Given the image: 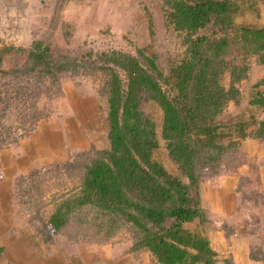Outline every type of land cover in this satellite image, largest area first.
Listing matches in <instances>:
<instances>
[{
    "label": "trees",
    "instance_id": "trees-1",
    "mask_svg": "<svg viewBox=\"0 0 264 264\" xmlns=\"http://www.w3.org/2000/svg\"><path fill=\"white\" fill-rule=\"evenodd\" d=\"M161 2L166 25L177 32L184 47L183 57L168 75L159 68L156 56L143 50L136 55L111 50L55 58L43 41H34L24 63L10 73L19 83L17 99L30 113L34 107L37 111L41 98L60 92L65 73H100L104 78L99 94L107 101L110 148L92 151L75 190L55 203L48 220L51 239L72 221L95 229L96 242L102 243L126 228L134 235L132 250L149 252L156 264H221L207 236L212 223L202 209L199 186L205 173L233 171L243 163V140L264 139V121L256 115L250 116V122L241 112L229 122L221 120L230 104L235 111L241 109L240 86L249 78L251 58L264 65V25L254 2H247L256 17L254 24L246 23L236 0ZM11 50L0 49V72L5 71L3 58ZM143 101L158 107L160 128L141 110ZM249 104L263 110L264 91H257ZM31 118L33 125L42 119L38 112ZM33 130L27 128L18 140L0 141V149ZM159 147L166 148L182 176L153 161ZM26 190H19V198ZM195 220L199 221L196 230L184 228Z\"/></svg>",
    "mask_w": 264,
    "mask_h": 264
},
{
    "label": "rangeland",
    "instance_id": "rangeland-1",
    "mask_svg": "<svg viewBox=\"0 0 264 264\" xmlns=\"http://www.w3.org/2000/svg\"><path fill=\"white\" fill-rule=\"evenodd\" d=\"M236 1L243 7L241 13L247 24L256 21L254 14L249 12L247 2H254L260 12L264 11L259 0ZM164 16L161 0H0V49L12 48L3 58L2 68L5 71L0 72V141L18 140L22 132L32 127L35 131L39 123L68 124L70 129L74 128L71 130L77 131L74 135L71 132L72 137L85 141V146L78 149L71 147L72 140L67 142L64 147L68 160L26 180L22 187L29 191L26 190L20 198L19 193L16 195L19 213L35 231V239L29 245H32L31 249L35 248L33 260L38 257L39 264L44 260L45 246L52 245L57 251L64 250L66 246L68 250L69 247H77L74 244L80 243L79 240H87L89 242L86 243L106 249L124 244L130 246V253L143 258L144 264L156 263L149 252L132 250L134 235L126 228H121L115 239L102 243L96 242L95 229L72 221L54 239L50 238L53 229L48 220L55 210V203L75 190L77 178L82 174L83 165L90 162L92 151L110 148L107 101L99 94L103 75L88 72L63 74L60 92L51 91L50 96L40 99L37 111L34 107L30 113L17 99L19 83L11 70L24 63L27 50L34 41H43L50 46L55 58H81L91 51L97 54L111 50L136 55L138 50H143L148 56H156L159 68L168 75L170 67L183 57L184 47L177 32L166 25ZM207 31L211 33L210 28ZM19 48L26 52L17 53ZM88 110L94 119L83 116ZM141 110L159 125L162 116L154 103L143 101ZM240 110H234L233 114H239ZM25 112L26 123L22 121ZM35 112L42 119L33 125L31 116ZM228 116H222L221 120L229 122L231 117ZM24 127L26 129L23 130ZM152 159L170 174L182 176L180 166L169 156L166 148L155 149ZM71 163L70 168L65 167ZM195 227L189 224L184 228L196 230ZM3 256L5 253L0 257V264H13L7 258L3 260Z\"/></svg>",
    "mask_w": 264,
    "mask_h": 264
},
{
    "label": "crops",
    "instance_id": "crops-1",
    "mask_svg": "<svg viewBox=\"0 0 264 264\" xmlns=\"http://www.w3.org/2000/svg\"><path fill=\"white\" fill-rule=\"evenodd\" d=\"M260 4L264 8V3ZM260 15L263 26L264 11ZM250 66L249 78L240 86L241 114L247 122L251 115H256L261 122L264 121V109L256 111L249 102L257 91H264V84L256 87L264 81V65L258 63L257 57H252ZM233 113L234 104H230L229 111L223 116L229 114L232 119L236 115ZM85 114L86 119H94L89 110ZM71 129L68 124L39 123L33 133L0 149V257L5 253L3 260L7 258L13 264H39L38 257L33 260L35 248L31 249L32 245H29L35 239V231L19 213L16 195L26 180L68 160L64 147L67 142L72 140L71 147L76 149L85 146L83 138L72 137L77 131ZM252 129L250 127L249 131ZM240 150L242 164L233 171L217 175L207 172L200 182L201 206L212 223L207 236L221 264L228 261L231 264H264V139L248 137L242 141ZM189 224L197 227L199 221L185 223L184 227ZM79 241L74 245L80 248L69 247L68 250L66 246L58 251L52 245L45 246L41 264H144L143 258L130 253V246L118 244L106 249L86 243L87 240Z\"/></svg>",
    "mask_w": 264,
    "mask_h": 264
}]
</instances>
